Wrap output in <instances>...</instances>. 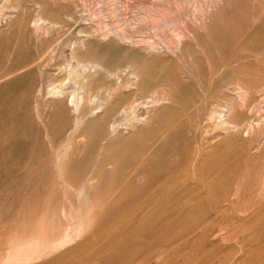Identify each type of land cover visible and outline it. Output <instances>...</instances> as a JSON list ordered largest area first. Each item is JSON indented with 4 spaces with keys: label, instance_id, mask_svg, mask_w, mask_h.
Returning <instances> with one entry per match:
<instances>
[{
    "label": "rangeland",
    "instance_id": "374dc122",
    "mask_svg": "<svg viewBox=\"0 0 264 264\" xmlns=\"http://www.w3.org/2000/svg\"><path fill=\"white\" fill-rule=\"evenodd\" d=\"M0 264H264V0H0Z\"/></svg>",
    "mask_w": 264,
    "mask_h": 264
},
{
    "label": "bare ground",
    "instance_id": "6f19581e",
    "mask_svg": "<svg viewBox=\"0 0 264 264\" xmlns=\"http://www.w3.org/2000/svg\"><path fill=\"white\" fill-rule=\"evenodd\" d=\"M75 63H76L75 65L76 67H74V69L69 71V77L72 78V81L74 85L76 86V88L78 87L79 90H83L82 96L80 97L79 96L75 97L74 95L73 96L71 95L73 99H71L70 103L75 109H78L79 105H81V108L84 109V111H86V109H89L90 106L92 105L94 106L95 102L97 103L99 101L98 99H100V97L102 96L101 91H98V92L96 91L95 94H91V92L85 91V86L89 84V81H88L89 77L97 76V75L98 76L107 75V76L112 77L115 80V83L119 86L120 85L122 86L130 85L132 83L131 78H133L134 76H135V79L137 78L133 70H131V72L129 70L127 71V69L123 68L122 66L108 67L96 59H93V60H85V59L79 60L78 59L76 60ZM100 89L102 88H99L98 90ZM100 101H103L102 98L100 99ZM100 105H98L99 108H100Z\"/></svg>",
    "mask_w": 264,
    "mask_h": 264
}]
</instances>
